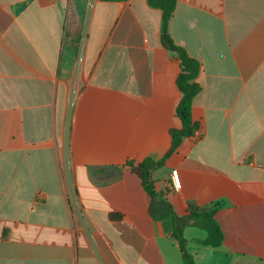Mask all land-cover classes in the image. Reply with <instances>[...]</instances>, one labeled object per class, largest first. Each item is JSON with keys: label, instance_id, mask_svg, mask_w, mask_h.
Here are the masks:
<instances>
[{"label": "crops", "instance_id": "1", "mask_svg": "<svg viewBox=\"0 0 264 264\" xmlns=\"http://www.w3.org/2000/svg\"><path fill=\"white\" fill-rule=\"evenodd\" d=\"M176 1L200 129L155 192L178 217L216 211L220 247L183 230L196 264H264V0ZM162 22L148 0H0V264H184L129 166L162 161L182 127Z\"/></svg>", "mask_w": 264, "mask_h": 264}, {"label": "trees", "instance_id": "2", "mask_svg": "<svg viewBox=\"0 0 264 264\" xmlns=\"http://www.w3.org/2000/svg\"><path fill=\"white\" fill-rule=\"evenodd\" d=\"M104 2H121L126 0H100ZM151 7L163 11L162 35L163 46L176 53L180 60L181 72L177 79V86L182 94L181 101L177 106L176 113L182 122L180 129L171 131L172 146L166 153L162 161L156 162L147 159L142 163L134 165L129 163L133 172L142 180L145 191L152 198L150 215L157 220L172 218L176 223L174 237L179 241L184 264H196L193 255L188 250V242L184 238L183 230L185 226L193 224L207 232L205 240H197L198 244L210 247H220L224 242V232L216 217V211L209 208L190 207L188 214L178 217L173 207L160 199V195L155 192L154 171L163 167L165 161L174 154L185 138L195 136L200 129V125L193 121L192 108L196 96L201 92L202 87L198 82L202 66L200 62L191 57L185 48L179 46L170 34V22L176 10V0H148Z\"/></svg>", "mask_w": 264, "mask_h": 264}, {"label": "built area", "instance_id": "3", "mask_svg": "<svg viewBox=\"0 0 264 264\" xmlns=\"http://www.w3.org/2000/svg\"><path fill=\"white\" fill-rule=\"evenodd\" d=\"M172 189L179 190L181 188V182L178 175V171L174 170L172 171Z\"/></svg>", "mask_w": 264, "mask_h": 264}]
</instances>
